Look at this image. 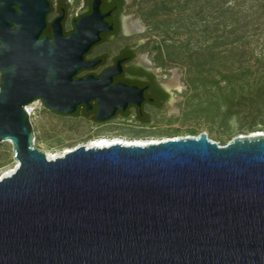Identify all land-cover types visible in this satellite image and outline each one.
I'll return each mask as SVG.
<instances>
[{"label": "water", "instance_id": "95a60500", "mask_svg": "<svg viewBox=\"0 0 264 264\" xmlns=\"http://www.w3.org/2000/svg\"><path fill=\"white\" fill-rule=\"evenodd\" d=\"M41 37L49 0H0V141L19 164L0 178V264H264V132L220 144L207 131L157 142L79 144L49 158L26 104L107 120L146 87L115 82L119 66L75 76L112 28L111 10Z\"/></svg>", "mask_w": 264, "mask_h": 264}, {"label": "rangeland", "instance_id": "374dc122", "mask_svg": "<svg viewBox=\"0 0 264 264\" xmlns=\"http://www.w3.org/2000/svg\"><path fill=\"white\" fill-rule=\"evenodd\" d=\"M264 0H131L130 13L143 25L130 40L138 52L183 87L177 101L152 112L141 123L118 115L95 121L58 113L41 98L28 103L35 144L62 154L99 137L161 140L207 131L220 144L242 133L264 132ZM1 79V72H0ZM17 158L8 140L0 141V173Z\"/></svg>", "mask_w": 264, "mask_h": 264}, {"label": "flooded vegetation", "instance_id": "af4514ba", "mask_svg": "<svg viewBox=\"0 0 264 264\" xmlns=\"http://www.w3.org/2000/svg\"><path fill=\"white\" fill-rule=\"evenodd\" d=\"M49 1L52 9L46 13L47 25L41 37L54 35V23L61 13H66L64 17L65 35L77 31L78 19L85 14L94 13L96 0ZM130 3L131 0H102L101 11L111 10L105 19L113 23L112 28L101 30V38L84 53L85 57L102 59L93 66L81 68L75 76H87L94 73L99 77L107 68L119 66L120 60L126 57L123 60V69L114 73L115 82L128 81L146 87V95L142 103L130 102L126 109H118L113 117L122 115L134 118L141 123H147L152 121L154 109L177 101L179 87L176 86V81H171L173 75L157 68L149 58L138 52V47L142 43L141 38L130 40L136 32V30L129 31L126 28V22L133 18L129 10ZM92 104V108H87L86 104L82 103L71 114H81L95 121H106L97 118L96 99H92Z\"/></svg>", "mask_w": 264, "mask_h": 264}, {"label": "bare ground", "instance_id": "6f19581e", "mask_svg": "<svg viewBox=\"0 0 264 264\" xmlns=\"http://www.w3.org/2000/svg\"><path fill=\"white\" fill-rule=\"evenodd\" d=\"M126 28L127 30L129 31H132V30H136V31H143V25L140 23V21L138 19H134V18H130L127 22H126ZM145 56V55H144ZM144 58V57H143ZM142 58V59H143ZM174 82L176 81V86L178 87H183V84L182 82L180 81L179 79V75L177 73H174L173 74V77L171 78V81ZM170 81V82H171ZM174 84V83H173ZM30 112V114L32 113V109H31V106L28 105V103L26 104ZM166 139V138H165ZM8 141H10V139H6ZM118 141H121V142H125V143H142V144H147L149 142H157L159 140H145V139H124L122 137H99V138H95V139H92L91 141L87 142L86 145H107V144H112L113 142H118ZM11 142V141H10ZM72 149V148H71ZM70 150V149H68ZM67 151V150H66ZM65 151V152H66ZM64 152V153H65ZM64 153L62 154H57V153H49L47 152V155L49 158H53V157H56L58 155H63ZM19 164V160L17 159V164L16 166ZM16 166L10 170H7L6 172L4 173H0V178H2L3 176L7 175V174H10L15 168Z\"/></svg>", "mask_w": 264, "mask_h": 264}, {"label": "trees", "instance_id": "16d2710c", "mask_svg": "<svg viewBox=\"0 0 264 264\" xmlns=\"http://www.w3.org/2000/svg\"><path fill=\"white\" fill-rule=\"evenodd\" d=\"M259 11H260V14H263V12H264V1L259 2Z\"/></svg>", "mask_w": 264, "mask_h": 264}, {"label": "built area", "instance_id": "2783aa9c", "mask_svg": "<svg viewBox=\"0 0 264 264\" xmlns=\"http://www.w3.org/2000/svg\"><path fill=\"white\" fill-rule=\"evenodd\" d=\"M26 107H27V105H26Z\"/></svg>", "mask_w": 264, "mask_h": 264}]
</instances>
